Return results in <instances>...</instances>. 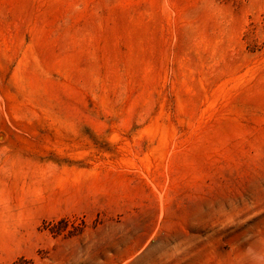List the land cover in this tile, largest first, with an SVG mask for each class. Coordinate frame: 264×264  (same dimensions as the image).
<instances>
[{
	"label": "rangeland",
	"instance_id": "obj_1",
	"mask_svg": "<svg viewBox=\"0 0 264 264\" xmlns=\"http://www.w3.org/2000/svg\"><path fill=\"white\" fill-rule=\"evenodd\" d=\"M0 264H264V0H0Z\"/></svg>",
	"mask_w": 264,
	"mask_h": 264
}]
</instances>
